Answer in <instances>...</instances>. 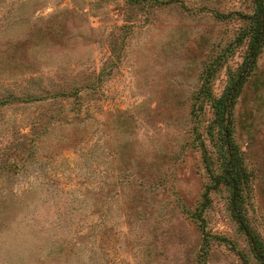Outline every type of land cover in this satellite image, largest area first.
I'll return each mask as SVG.
<instances>
[{"label":"rangeland","instance_id":"obj_1","mask_svg":"<svg viewBox=\"0 0 264 264\" xmlns=\"http://www.w3.org/2000/svg\"><path fill=\"white\" fill-rule=\"evenodd\" d=\"M254 9L0 0V264H262L212 178ZM233 130L264 244V46Z\"/></svg>","mask_w":264,"mask_h":264},{"label":"trees","instance_id":"obj_2","mask_svg":"<svg viewBox=\"0 0 264 264\" xmlns=\"http://www.w3.org/2000/svg\"><path fill=\"white\" fill-rule=\"evenodd\" d=\"M254 2V13L246 17L250 20V25L244 60L236 75L227 81L222 93L218 97H214L211 103L212 125L216 129L219 146L218 169L215 175L212 173V178L214 187L221 184L229 190L228 204L231 215L238 228L246 235L256 259L264 264V244L254 233L246 218L245 194L249 173L244 155L235 142L233 130L234 109L237 99L264 46V0H254ZM205 161L212 172V164L214 163L206 153Z\"/></svg>","mask_w":264,"mask_h":264}]
</instances>
